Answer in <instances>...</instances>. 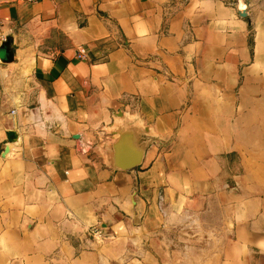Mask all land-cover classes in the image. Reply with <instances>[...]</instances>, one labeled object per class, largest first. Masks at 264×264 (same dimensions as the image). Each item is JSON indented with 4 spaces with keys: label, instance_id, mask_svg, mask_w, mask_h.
I'll return each instance as SVG.
<instances>
[{
    "label": "crops",
    "instance_id": "obj_1",
    "mask_svg": "<svg viewBox=\"0 0 264 264\" xmlns=\"http://www.w3.org/2000/svg\"><path fill=\"white\" fill-rule=\"evenodd\" d=\"M0 21V264H264L263 23L251 52L229 0H0ZM119 112L153 139L133 171L104 157Z\"/></svg>",
    "mask_w": 264,
    "mask_h": 264
},
{
    "label": "water",
    "instance_id": "obj_2",
    "mask_svg": "<svg viewBox=\"0 0 264 264\" xmlns=\"http://www.w3.org/2000/svg\"><path fill=\"white\" fill-rule=\"evenodd\" d=\"M239 7V6H238ZM241 18L249 17V11L239 10ZM9 48L10 41L4 44ZM12 48H9L10 54ZM110 137L104 147V157L107 165L116 171H133L142 165L147 148L152 142L151 132L138 121L125 116L123 112L114 115L113 124L107 129ZM10 144L18 141L16 133L9 132ZM10 150L6 147L5 154Z\"/></svg>",
    "mask_w": 264,
    "mask_h": 264
},
{
    "label": "rangeland",
    "instance_id": "obj_3",
    "mask_svg": "<svg viewBox=\"0 0 264 264\" xmlns=\"http://www.w3.org/2000/svg\"><path fill=\"white\" fill-rule=\"evenodd\" d=\"M213 1L219 2V1H215V0H213ZM229 4L232 6V8L234 10L237 11V14L239 15L240 19L251 22V24L249 25V29H248V32H249L248 40H249V47L251 49V52H253L255 45H256L257 32H258V28H257L256 24L254 23V21L256 20L255 22L258 24H260V23L264 24V16L262 15V14H264V11L257 10L256 12L252 13L250 11L251 9L249 6V2L248 1L245 2L244 0H229ZM239 10L249 11V17H247L246 19L241 18L240 14H239ZM253 17L255 20L252 22ZM240 85H242V81L240 82ZM239 89H240V86H239ZM239 89L237 90V95L240 91ZM193 222H194V220H191V223H187L185 225H182L180 227V229L176 230L175 234L171 235L172 240H173L172 244L174 246H181L182 249L187 248L189 246H192L191 241L194 239V235L196 236L197 234H199V231L197 230V228L195 229V227L193 226Z\"/></svg>",
    "mask_w": 264,
    "mask_h": 264
},
{
    "label": "built area",
    "instance_id": "obj_4",
    "mask_svg": "<svg viewBox=\"0 0 264 264\" xmlns=\"http://www.w3.org/2000/svg\"><path fill=\"white\" fill-rule=\"evenodd\" d=\"M26 3H34L36 0H20ZM215 1H222V0H215ZM3 23L0 21V46L4 45L9 41V34L3 30ZM85 51H81L79 57L84 58ZM90 235L96 239L101 240L103 239V231L101 228H93L90 230Z\"/></svg>",
    "mask_w": 264,
    "mask_h": 264
}]
</instances>
